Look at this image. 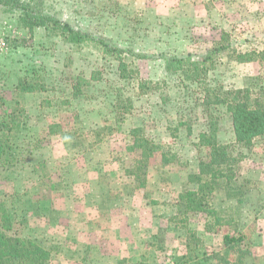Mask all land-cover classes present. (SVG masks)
<instances>
[{"label":"rangeland","instance_id":"1","mask_svg":"<svg viewBox=\"0 0 264 264\" xmlns=\"http://www.w3.org/2000/svg\"><path fill=\"white\" fill-rule=\"evenodd\" d=\"M39 8L91 38L30 31L0 4V123L16 117L0 133L11 148L0 169V217L13 222L6 234L38 241L49 264H264V137L238 145L227 107L208 94L264 90V0H42ZM92 38L135 55L118 57ZM239 54L263 61L239 63ZM167 57L206 58L207 77L168 71ZM212 119L233 162L200 191L190 175L209 160L200 137ZM136 129L160 149L137 178ZM187 192L202 206L185 209ZM226 235L241 241L226 245Z\"/></svg>","mask_w":264,"mask_h":264},{"label":"trees","instance_id":"2","mask_svg":"<svg viewBox=\"0 0 264 264\" xmlns=\"http://www.w3.org/2000/svg\"><path fill=\"white\" fill-rule=\"evenodd\" d=\"M42 0H0V4L4 6H10L19 12V21L21 25L28 28L30 31L38 27H43L47 30L60 31L67 40L72 43H81L84 40L91 38L83 31L76 29L69 23H65L58 19L55 15L44 14L41 10ZM93 40L102 44L108 52L113 53L120 57L123 53H129L135 55L132 50H124L118 46H113L110 42L101 39ZM221 48H215L214 51L221 50ZM258 58V56L255 54ZM253 54H239L237 56V62L239 63H251L262 62V59H256ZM136 57L143 58L144 56L137 55ZM166 69L168 71H182L186 69L194 74L195 79H199L200 74H204L207 77L208 69L204 66L207 59L205 58L203 63L195 62L188 58L167 57ZM188 67V68H187ZM193 77V78H194ZM19 89L25 93L35 92L36 89L32 86H28L20 82ZM212 91H217L218 94L213 100V104L225 105L227 111L231 116L233 122V129L236 135L237 144L250 149L253 146L254 140L259 137H264V90H260L259 93L254 94L250 89H238V90H225L220 87L216 90L208 89V94ZM256 97V98H253ZM22 112H24L22 110ZM13 112L9 117L10 121L0 123V133H4L6 128H11V123H14ZM209 132H205L200 137L202 146H205L210 150L209 160L200 162L199 175H190V179L197 182L200 185V191L206 189L205 185L208 182L216 181L217 178H224V172L221 167L224 165H232L233 160L230 156V147L220 145L218 141V122L217 120H211ZM57 126H51L50 132L57 134L55 131ZM142 130L136 129L133 131L134 143L132 149L140 150L141 156L135 163V168L130 170L132 176L139 177V175H145L144 169H146L155 153L160 149L156 145L150 143L146 138L140 137L139 134ZM11 149L7 147L6 143L0 142V169L9 163V151ZM169 159L166 155H163V162L169 163ZM232 170H229V173ZM230 174H229V176ZM52 184V182H51ZM51 189L57 190L58 186L51 185ZM182 206L187 210H193L195 207H201L202 203L199 200L198 194L195 192H187L185 195H181ZM3 213V212H2ZM0 228H3V232H0V264H49L52 258L50 250L41 246L38 241L23 239L17 235H7L8 231H13V222L11 217L7 213H3L0 217ZM241 241V238H233L229 235L225 236L226 245H232Z\"/></svg>","mask_w":264,"mask_h":264},{"label":"crops","instance_id":"3","mask_svg":"<svg viewBox=\"0 0 264 264\" xmlns=\"http://www.w3.org/2000/svg\"><path fill=\"white\" fill-rule=\"evenodd\" d=\"M263 177H264V174H263ZM262 186H263L262 188L264 189V178H263V185Z\"/></svg>","mask_w":264,"mask_h":264}]
</instances>
